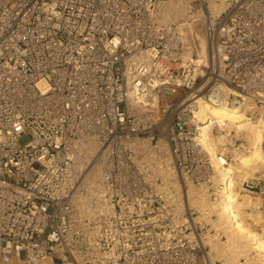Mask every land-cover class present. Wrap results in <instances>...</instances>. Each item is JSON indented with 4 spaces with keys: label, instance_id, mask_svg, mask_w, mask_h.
I'll return each mask as SVG.
<instances>
[{
    "label": "built area",
    "instance_id": "2783aa9c",
    "mask_svg": "<svg viewBox=\"0 0 264 264\" xmlns=\"http://www.w3.org/2000/svg\"><path fill=\"white\" fill-rule=\"evenodd\" d=\"M258 103L264 0H0V264H213L202 108Z\"/></svg>",
    "mask_w": 264,
    "mask_h": 264
},
{
    "label": "bare ground",
    "instance_id": "6f19581e",
    "mask_svg": "<svg viewBox=\"0 0 264 264\" xmlns=\"http://www.w3.org/2000/svg\"><path fill=\"white\" fill-rule=\"evenodd\" d=\"M182 27L183 29H190L189 26L182 25ZM202 114L204 117L206 116L205 122L202 126V130L204 132L207 131V128H210L217 123L227 125V127L224 128L225 134L219 135V137L217 136L216 140L218 142H215V140L203 142L205 148L209 151L210 156L212 157L213 165L219 169L223 176V180L225 179V191L221 192V199L218 201L220 211L219 217L226 219V228H230V231L233 232V234L230 235V240L232 238H236V241L238 239L241 240V242L243 241L249 246L250 250H254L255 252L261 254L264 258V240L262 239L263 233L258 231L256 232L251 229L244 221L245 217L250 220L258 219V210L255 212H245L242 210L246 203H249V206H251L250 204H254L255 202L246 195H240L234 189L236 180V178L234 180L235 174H238L237 176L241 180L246 175L245 172L248 169L253 171H264V111L262 107L258 108V118L255 121L246 117L244 110L236 106L231 109H225L219 106H204L202 108ZM231 127H234V129L237 130L236 134L238 136L243 135L247 143H245L246 151L238 155L236 158L237 161L231 163L228 167L223 165V158H220L217 151L219 146L223 145L222 143L224 139L231 135L229 130ZM255 204L258 207V203ZM262 215H264V211ZM234 235L236 237H233ZM244 245L240 248L239 245H237V247L235 246L236 250L234 251H240L242 253L247 252L245 248L246 246L244 247ZM233 246H231V249Z\"/></svg>",
    "mask_w": 264,
    "mask_h": 264
},
{
    "label": "rangeland",
    "instance_id": "374dc122",
    "mask_svg": "<svg viewBox=\"0 0 264 264\" xmlns=\"http://www.w3.org/2000/svg\"><path fill=\"white\" fill-rule=\"evenodd\" d=\"M261 107L264 111V104L258 103V108H261ZM232 129L233 130L230 129L231 135L238 137L239 141H240L239 143H243L246 146L245 143H247V141L244 139L243 135L238 136L236 134L237 130L234 129V127H232ZM222 134H225V132H222L220 134H216L215 142H218L216 140L217 136L219 137V135H222ZM245 151H246V148L239 153H236V154L234 153L233 158L230 161H228L229 164L226 166L229 167L231 163L236 162L237 156L242 154ZM245 173H246V175L241 180L237 176L238 174L234 175V180L236 178L234 189L240 195H246V196H248V198L250 197V199H252L255 203H258V207L256 206L255 203L254 204L251 203L250 204L251 206H249V203H246L245 207H243L242 210L245 212H255L258 210V219L250 220V219H247V217H245L244 221L251 229L255 230L256 232L257 231L262 232L263 233L262 239L264 240V232H263V230H264V215H262L263 211H264V194H261L259 190H258V193H251V192L245 190L241 184L250 178H258V183H264V171L263 170L253 171L251 169H248ZM222 177L223 176H222L221 172L219 171V169H217L215 167V172H214V177H213V185L216 186L219 183H221L223 181ZM196 206L200 210V214H199V217L197 219L200 221H203V228L201 230V236L203 237L202 239L204 241V244L207 246L208 251H210V253H211L213 264H264L263 256L261 254L255 252L254 250H250L249 246L246 243H244L243 241H242L243 242L242 243L241 240H239V239L237 240L238 241L237 242L236 238H232L230 240V235H232L233 232L230 231L231 230L230 228H226V225H227L226 219L222 218V217H221L222 218L221 219L219 217L220 211H219L218 202L217 203H210L209 199L204 195V197H200V199H198V201L196 202ZM205 209H209V213L207 215L204 214ZM261 212H262V214H261ZM226 230H227V232H226ZM229 232H231V233H229ZM233 237H236V236L234 235ZM230 242H231V245H230ZM237 245H239V248L243 247V245H244V247L246 246L245 247L247 250V252H245L246 254L242 253L240 251L235 252L234 250H236ZM231 246H233L232 249H231ZM233 248H235V249H233ZM248 248H249V251H248Z\"/></svg>",
    "mask_w": 264,
    "mask_h": 264
}]
</instances>
